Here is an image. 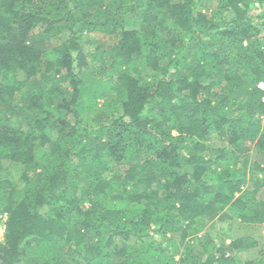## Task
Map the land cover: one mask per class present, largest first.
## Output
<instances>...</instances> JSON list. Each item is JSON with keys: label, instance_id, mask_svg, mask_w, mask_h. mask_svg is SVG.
<instances>
[{"label": "trees", "instance_id": "16d2710c", "mask_svg": "<svg viewBox=\"0 0 264 264\" xmlns=\"http://www.w3.org/2000/svg\"><path fill=\"white\" fill-rule=\"evenodd\" d=\"M260 82L264 0H0V264H264L192 240L264 224Z\"/></svg>", "mask_w": 264, "mask_h": 264}, {"label": "rangeland", "instance_id": "374dc122", "mask_svg": "<svg viewBox=\"0 0 264 264\" xmlns=\"http://www.w3.org/2000/svg\"><path fill=\"white\" fill-rule=\"evenodd\" d=\"M208 1H214V0H208ZM200 5L201 3L198 2L197 5ZM211 6H215V2L211 3ZM88 40H90V43H87L84 45L85 48H96L98 45L101 46L102 48H108L109 43H111V40L107 36L103 35H96L94 34L93 36H88ZM46 43H49L47 47H54L58 46V42L54 38H46L45 39ZM26 86V85H25ZM261 119L264 121V114L261 116ZM17 121H14L12 125L14 127L18 126ZM255 143L254 142H248L249 150L246 152L245 155L242 156V160L245 159L247 162V168H249L250 165L254 161H256L257 158V150L254 147ZM6 166L8 167V170L13 178H18L19 174L22 171V166L17 165V164H12V163H6ZM264 168V165L261 166ZM258 177H263L264 172H259L257 173ZM238 194H236L237 196ZM5 226V220L3 219L2 222L0 223V230ZM5 233V232H4ZM246 233V234H245ZM208 235V237L213 238L214 240H225L229 241L231 239H235L240 236H248L249 238L252 239L248 240L249 243L255 242L256 246L249 248L246 250L247 252L240 254L242 259H248L252 258L256 253L258 248L264 247V224L260 225H254V226H248L240 222L238 218L232 215V213H229L227 215L226 213L223 215L221 218L218 217L211 222H208L202 229H200L198 232L195 231V233L192 235V240L195 242L196 239H201V236ZM3 237L0 232V241H2ZM181 250L179 249L177 251L180 252ZM180 254V253H179ZM178 256V255H177Z\"/></svg>", "mask_w": 264, "mask_h": 264}, {"label": "built area", "instance_id": "2783aa9c", "mask_svg": "<svg viewBox=\"0 0 264 264\" xmlns=\"http://www.w3.org/2000/svg\"><path fill=\"white\" fill-rule=\"evenodd\" d=\"M258 87H259L260 89H264V84L261 82V83H259ZM4 220H6V217H5ZM0 232H1L2 237H4L5 226H3V228H1ZM2 240H3V239H2Z\"/></svg>", "mask_w": 264, "mask_h": 264}, {"label": "clouds", "instance_id": "9594fccd", "mask_svg": "<svg viewBox=\"0 0 264 264\" xmlns=\"http://www.w3.org/2000/svg\"><path fill=\"white\" fill-rule=\"evenodd\" d=\"M261 83V82H260ZM263 83V82H262ZM264 84V83H263ZM259 85V84H258ZM262 91H264V89H261ZM262 101L264 102V98H262Z\"/></svg>", "mask_w": 264, "mask_h": 264}]
</instances>
